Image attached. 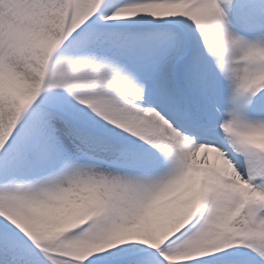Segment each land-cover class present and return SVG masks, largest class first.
<instances>
[{"label":"snow or ice","instance_id":"6c2138e0","mask_svg":"<svg viewBox=\"0 0 264 264\" xmlns=\"http://www.w3.org/2000/svg\"><path fill=\"white\" fill-rule=\"evenodd\" d=\"M0 264H264V0H0Z\"/></svg>","mask_w":264,"mask_h":264}]
</instances>
